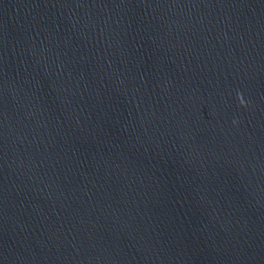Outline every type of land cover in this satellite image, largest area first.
I'll return each mask as SVG.
<instances>
[{"label":"water","instance_id":"1","mask_svg":"<svg viewBox=\"0 0 264 264\" xmlns=\"http://www.w3.org/2000/svg\"><path fill=\"white\" fill-rule=\"evenodd\" d=\"M0 264H264V0H0Z\"/></svg>","mask_w":264,"mask_h":264},{"label":"clouds","instance_id":"2","mask_svg":"<svg viewBox=\"0 0 264 264\" xmlns=\"http://www.w3.org/2000/svg\"><path fill=\"white\" fill-rule=\"evenodd\" d=\"M233 123L235 124V123H236V121H233Z\"/></svg>","mask_w":264,"mask_h":264}]
</instances>
